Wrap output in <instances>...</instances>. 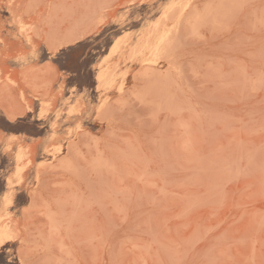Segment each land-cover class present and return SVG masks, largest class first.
<instances>
[{
	"label": "rangeland",
	"instance_id": "obj_1",
	"mask_svg": "<svg viewBox=\"0 0 264 264\" xmlns=\"http://www.w3.org/2000/svg\"><path fill=\"white\" fill-rule=\"evenodd\" d=\"M20 259L264 264V0H0V264Z\"/></svg>",
	"mask_w": 264,
	"mask_h": 264
},
{
	"label": "snow or ice",
	"instance_id": "obj_2",
	"mask_svg": "<svg viewBox=\"0 0 264 264\" xmlns=\"http://www.w3.org/2000/svg\"><path fill=\"white\" fill-rule=\"evenodd\" d=\"M24 29L21 28V31H23ZM31 43V42H29ZM118 43V42H117ZM63 46H52L49 45V57L54 58L52 60L53 63H56L57 61H59L61 59V57H64L66 54L62 51ZM23 59V58H21ZM41 115H43V113H41Z\"/></svg>",
	"mask_w": 264,
	"mask_h": 264
},
{
	"label": "bare ground",
	"instance_id": "obj_3",
	"mask_svg": "<svg viewBox=\"0 0 264 264\" xmlns=\"http://www.w3.org/2000/svg\"><path fill=\"white\" fill-rule=\"evenodd\" d=\"M20 264H22V260L20 259Z\"/></svg>",
	"mask_w": 264,
	"mask_h": 264
}]
</instances>
